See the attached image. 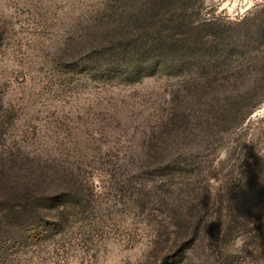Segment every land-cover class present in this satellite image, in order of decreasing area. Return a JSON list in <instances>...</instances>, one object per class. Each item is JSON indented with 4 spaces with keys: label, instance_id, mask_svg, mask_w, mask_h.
I'll list each match as a JSON object with an SVG mask.
<instances>
[{
    "label": "rangeland",
    "instance_id": "1",
    "mask_svg": "<svg viewBox=\"0 0 264 264\" xmlns=\"http://www.w3.org/2000/svg\"><path fill=\"white\" fill-rule=\"evenodd\" d=\"M37 172L85 201L0 264H264V0H0V198Z\"/></svg>",
    "mask_w": 264,
    "mask_h": 264
},
{
    "label": "trees",
    "instance_id": "2",
    "mask_svg": "<svg viewBox=\"0 0 264 264\" xmlns=\"http://www.w3.org/2000/svg\"><path fill=\"white\" fill-rule=\"evenodd\" d=\"M37 173L42 180L36 178V180H32L31 183H19L15 182L16 178H14L3 182V196L0 198V239L6 235L5 232H8L6 230H14L17 232L16 234L19 232L21 235H29L37 231L40 232L44 225L55 227L57 223H54V221L60 217L62 219V216L67 213V203H65V200L68 198L71 199L70 196H72L73 201H77L79 204L85 201L79 185L76 182H68V179H64L61 185L57 183V185L54 186V188L58 190V194L55 198L49 197V190L52 188V185L48 183L49 186L46 190L47 184L45 182L43 183V178L46 173ZM9 176L12 177L11 175ZM67 190L70 191L69 193H71V195H68ZM48 201L49 203H47ZM53 213L57 215H54L53 219H51ZM57 222L59 223L58 225L61 224V221L58 220ZM2 225L6 227L4 233L3 229H1ZM2 234L5 235L3 236ZM12 242L14 245L8 249L7 246ZM18 242L16 238L12 240L10 237L0 240L1 258L2 256H7L8 253L14 252L19 246Z\"/></svg>",
    "mask_w": 264,
    "mask_h": 264
}]
</instances>
